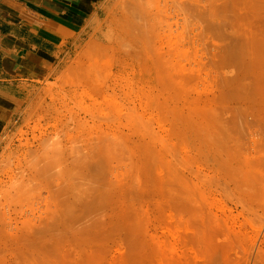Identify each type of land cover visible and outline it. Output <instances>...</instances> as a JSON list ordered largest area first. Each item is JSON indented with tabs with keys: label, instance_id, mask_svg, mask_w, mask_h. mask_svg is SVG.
Segmentation results:
<instances>
[{
	"label": "rangeland",
	"instance_id": "rangeland-1",
	"mask_svg": "<svg viewBox=\"0 0 264 264\" xmlns=\"http://www.w3.org/2000/svg\"><path fill=\"white\" fill-rule=\"evenodd\" d=\"M100 8L1 114L0 264H264V0Z\"/></svg>",
	"mask_w": 264,
	"mask_h": 264
},
{
	"label": "crops",
	"instance_id": "crops-1",
	"mask_svg": "<svg viewBox=\"0 0 264 264\" xmlns=\"http://www.w3.org/2000/svg\"><path fill=\"white\" fill-rule=\"evenodd\" d=\"M105 0H0V117L27 80L99 17Z\"/></svg>",
	"mask_w": 264,
	"mask_h": 264
},
{
	"label": "bare ground",
	"instance_id": "bare-ground-1",
	"mask_svg": "<svg viewBox=\"0 0 264 264\" xmlns=\"http://www.w3.org/2000/svg\"><path fill=\"white\" fill-rule=\"evenodd\" d=\"M251 78H252V76L249 77V79H251ZM254 78H255V77H254ZM254 78H253V79H254ZM251 80H252V79H251ZM255 80H256V79H255ZM249 81H250V80H248V83L245 82V83H244V84H245L244 86L248 85V84H249ZM252 81H253V80H252ZM256 81H257V80H256ZM256 81H255V83H256ZM246 83H247V84H246ZM251 83H253V84H251ZM251 85H254V82H250V85H248V86H246V87H249L248 89L250 90V88L252 89ZM186 198H187V197H186ZM187 200L189 201V199H187ZM187 200H186V201H187ZM184 204H185V203H184ZM187 204H188V203H187ZM185 205H186V204H185Z\"/></svg>",
	"mask_w": 264,
	"mask_h": 264
}]
</instances>
